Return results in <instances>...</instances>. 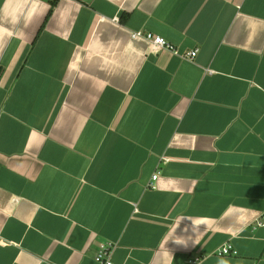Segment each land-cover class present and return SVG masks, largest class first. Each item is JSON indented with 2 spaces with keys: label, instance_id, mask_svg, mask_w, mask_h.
Wrapping results in <instances>:
<instances>
[{
  "label": "crops",
  "instance_id": "crops-1",
  "mask_svg": "<svg viewBox=\"0 0 264 264\" xmlns=\"http://www.w3.org/2000/svg\"><path fill=\"white\" fill-rule=\"evenodd\" d=\"M263 216L264 0H0V264H264Z\"/></svg>",
  "mask_w": 264,
  "mask_h": 264
},
{
  "label": "built area",
  "instance_id": "built-area-1",
  "mask_svg": "<svg viewBox=\"0 0 264 264\" xmlns=\"http://www.w3.org/2000/svg\"><path fill=\"white\" fill-rule=\"evenodd\" d=\"M131 36L133 38H144L152 43L155 49H168L171 50L177 54H180L176 47H174L171 43H169L164 37L155 35L153 33H144L142 31H135L132 32ZM198 53V49L191 50L189 52H185L183 57L194 59ZM159 178V172L155 173L151 180L149 181V187L150 188H156V181ZM255 225L258 227H264V216L258 220H256ZM111 249L112 244H101L100 250L96 255V260L100 262L101 264H112L111 259ZM220 255H230L235 254L236 251L234 250L233 246L231 244L224 245L218 252ZM194 264H197L196 261H193Z\"/></svg>",
  "mask_w": 264,
  "mask_h": 264
},
{
  "label": "clouds",
  "instance_id": "clouds-1",
  "mask_svg": "<svg viewBox=\"0 0 264 264\" xmlns=\"http://www.w3.org/2000/svg\"><path fill=\"white\" fill-rule=\"evenodd\" d=\"M220 264H224V262H223V261H221V262H220Z\"/></svg>",
  "mask_w": 264,
  "mask_h": 264
},
{
  "label": "trees",
  "instance_id": "trees-1",
  "mask_svg": "<svg viewBox=\"0 0 264 264\" xmlns=\"http://www.w3.org/2000/svg\"><path fill=\"white\" fill-rule=\"evenodd\" d=\"M54 1H56V0H54ZM55 2H53V4H54Z\"/></svg>",
  "mask_w": 264,
  "mask_h": 264
}]
</instances>
